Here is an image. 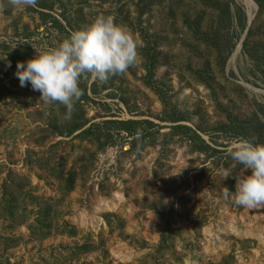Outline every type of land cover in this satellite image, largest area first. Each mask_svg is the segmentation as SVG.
<instances>
[{
	"label": "rangeland",
	"instance_id": "rangeland-1",
	"mask_svg": "<svg viewBox=\"0 0 264 264\" xmlns=\"http://www.w3.org/2000/svg\"><path fill=\"white\" fill-rule=\"evenodd\" d=\"M262 2L0 0V264H264V207L225 195L241 168L228 145L264 143ZM99 15L140 41L138 60L82 77L65 119L16 64ZM172 115L214 150L174 134Z\"/></svg>",
	"mask_w": 264,
	"mask_h": 264
},
{
	"label": "clouds",
	"instance_id": "clouds-1",
	"mask_svg": "<svg viewBox=\"0 0 264 264\" xmlns=\"http://www.w3.org/2000/svg\"><path fill=\"white\" fill-rule=\"evenodd\" d=\"M7 3L13 9L23 10L36 7L38 0H7ZM139 47L140 41L116 23L113 16L99 15L52 49L18 61L15 76L21 87L30 85L39 92L43 102L63 105L64 117L70 119L75 102L82 95L81 78L90 75L104 83L111 76L125 73L136 65ZM226 151L241 168L235 177V190L225 195L237 206L249 210L264 207V143L241 138L231 142ZM230 175L224 173L222 180Z\"/></svg>",
	"mask_w": 264,
	"mask_h": 264
},
{
	"label": "trees",
	"instance_id": "trees-1",
	"mask_svg": "<svg viewBox=\"0 0 264 264\" xmlns=\"http://www.w3.org/2000/svg\"><path fill=\"white\" fill-rule=\"evenodd\" d=\"M257 2V4L260 5V7H263V2L262 0H255ZM215 5H218L217 3ZM232 6L231 3H228L225 7V9L222 11L223 14L221 13L220 16V22H226V23H230L231 22V17H232V10H231ZM149 55V53L147 54V56ZM149 60H153V57H151V55H149ZM164 112L167 113V108L166 105L164 107ZM184 118L180 117V116H169V117H162L161 120L163 121H169L174 123L172 126H170V128L172 129L174 134H182L184 136H187L192 142L194 141H199L200 142V148L199 151L201 152H206L208 150H214L212 148V146L206 142V140L202 139L201 136L190 126L185 125V124H181L180 122L183 121ZM123 125V129L125 131H129V132H133V133H137V131L131 130L132 127L134 126H140L141 122H137L135 120L129 119L126 121H121L120 122ZM82 126V125H81ZM80 125L78 127H76V129H79L81 127Z\"/></svg>",
	"mask_w": 264,
	"mask_h": 264
},
{
	"label": "bare ground",
	"instance_id": "bare-ground-1",
	"mask_svg": "<svg viewBox=\"0 0 264 264\" xmlns=\"http://www.w3.org/2000/svg\"><path fill=\"white\" fill-rule=\"evenodd\" d=\"M247 1L250 5H252V0H245Z\"/></svg>",
	"mask_w": 264,
	"mask_h": 264
},
{
	"label": "water",
	"instance_id": "water-1",
	"mask_svg": "<svg viewBox=\"0 0 264 264\" xmlns=\"http://www.w3.org/2000/svg\"><path fill=\"white\" fill-rule=\"evenodd\" d=\"M251 21V20H250ZM250 24V23H249Z\"/></svg>",
	"mask_w": 264,
	"mask_h": 264
}]
</instances>
